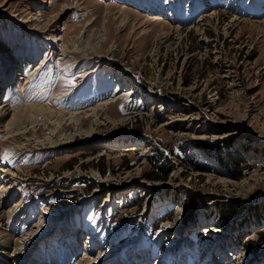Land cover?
Here are the masks:
<instances>
[{
  "label": "rangeland",
  "instance_id": "1",
  "mask_svg": "<svg viewBox=\"0 0 264 264\" xmlns=\"http://www.w3.org/2000/svg\"><path fill=\"white\" fill-rule=\"evenodd\" d=\"M65 40L99 43L70 75ZM14 56L34 73L1 90L11 104L21 90L71 112L110 102L81 129L65 120L77 135L60 145L46 126L0 132V183L22 181L0 194V264L86 249L88 264H264V0H0V81ZM2 234L25 243L4 250Z\"/></svg>",
  "mask_w": 264,
  "mask_h": 264
},
{
  "label": "bare ground",
  "instance_id": "2",
  "mask_svg": "<svg viewBox=\"0 0 264 264\" xmlns=\"http://www.w3.org/2000/svg\"><path fill=\"white\" fill-rule=\"evenodd\" d=\"M124 7H126V5H124ZM124 7L120 8V11L124 10ZM35 14L40 15L41 12L38 11ZM32 17L35 20L34 22H35V28L36 29L30 28L29 31L35 32L34 30H37V28L41 25V20L37 19V18H39L38 16H37V18L35 17V15H33ZM42 21H44V20H42ZM51 28H49V30H51V32H50L51 35L48 36L49 41L52 40V41H58L59 42L60 39L57 35V25L53 23ZM101 33H103V32H101ZM104 39H105V37H104ZM98 45H99V43L97 42V40L96 41L95 40H92V41L91 40H89V41L75 40L71 44V46H72L73 50H75L76 52H71V47L69 46L68 42H66V40H65L61 44L62 53H61V56L59 59L65 58V55H67V56H71V58L74 59L75 62H72V63L68 62L71 64H66L63 67L64 74L70 75L74 71V69L77 68V64L80 65L81 60L83 58L88 59V56H90V52L91 53L94 52L97 49ZM33 47L36 49V51L32 50L30 48V52H28L30 57H27V58H29V59H27V60H29V61H27V64H29V65L33 64L32 61H30V60L33 59L34 54H36L37 52H40L39 48H41L38 45H33ZM90 50H93V51H90ZM12 55L13 54H11V56ZM26 55H28V54H26ZM10 59L6 58V60L3 61L4 63H8L7 64L8 72L5 74L6 75V76H4L5 78H2L3 80L0 81V132H2L3 136H7V137L15 140L16 135H22L24 140L31 141V139H29L27 136L29 129L32 128V129H34V132H37V130L40 126H46L50 130V134H52V136L50 135L48 138L50 140V143L60 145L62 143L61 142L62 136H65L64 140H71V139H74L75 136L77 135V134L64 135L63 123L65 120L69 119L70 121L74 122L75 126H76V130L81 129L82 118L84 116L88 117V115L91 112H93V115L96 119V115L98 114L97 110L101 107L106 106V104H108L110 102L109 100L106 99L104 101H101L100 103H97L94 107L90 106V108L85 109V111L71 112V111H67V110H57L54 107L55 104H53V102L61 99V97H59V96H57V98H53L50 101V103L49 102L48 103H43V102L38 103L37 102L38 100L37 101L28 100V98L30 99L29 94L27 95L25 90H21V91H19L18 98L22 99L23 101L21 100V102H19V103L11 104L10 101L7 100L8 92L5 91L6 95H4L3 92L1 93V90L6 89V87H9V88H7V91L9 90L11 92L12 90H10V88L15 90L14 89L15 87L13 86L14 84L10 83V81L13 80L14 73L16 74V79L19 80L20 78L26 77L25 80H27V82L29 83L32 81V78H33L32 76H33L34 72H27V71H29L28 70L29 67H25V65L22 68V71L14 72L19 67L20 57L14 56L13 58L11 57ZM33 60H35V59H33ZM86 61H89V60H86ZM110 70H111V73L113 75L114 74L113 70L112 69H110ZM119 80H115L116 84H114V87H115L114 97L116 96L118 99L119 98L123 99V98L133 97V95L136 93V91L134 90L135 88L130 87V88L123 90V86H125V85H124V83L120 84L121 81H119ZM110 81H112V79L109 80L108 82H110ZM108 82H106V83H108ZM106 83L96 81V84L99 85L100 88L106 87ZM15 93H18V92L16 91ZM112 101H114V100H112ZM90 115H92V114H90ZM50 124H52L54 127H50ZM92 124L95 125L96 121L93 120ZM56 129H58V131H56ZM92 129H93V126H92ZM92 129H90V131H92ZM90 131H87V132L89 133ZM34 135H35L36 139H39V141H40V142H38L39 144L40 143L44 144L45 141H42V136L46 137V135H47L46 133L44 135H38V134L34 133ZM40 147L42 148L43 146H40ZM18 169L19 168H16V169H14V172H12V174H14L13 175L14 177H15V174H18ZM4 176H5V178H7V180L6 181L4 180L5 182L3 181L0 183V192H1L0 194L7 196V195H9L8 193H11V195H12L14 192H9L10 189L12 191L17 189V188H15V185H16V183L19 184V182L20 183L22 182L20 180L21 178L20 179L14 178L13 176H10V173H8L7 175H4ZM2 199H4V198H2ZM19 203H20L19 200H17L15 202V207H17L19 205ZM44 211H45V209H44ZM9 213H10V211L5 212V211L0 209V228L2 226L6 225L5 219L10 216L11 213L10 214ZM1 233H2V230H0V234ZM3 235L4 234H2L1 236H2V238H4V243H6L5 246L7 247L6 248L5 246H3L4 250L5 249L7 250L11 245L18 248L19 244L24 242L22 240L21 241H19V240L15 241L13 238H10V237L6 238V236L5 235L3 236ZM73 250L76 251L75 249H73ZM84 251H85V253L83 254V258H81L82 261L81 260L78 261L79 264L80 263L82 264L83 262L87 263L89 260L87 258L91 257V255H88V253L86 252V251H88L87 249ZM58 255H59V253H58ZM58 255H50V261H49L50 263L49 264H61L62 259H60ZM85 257H86V259H85ZM6 263H4V264H6ZM39 264H41V263L39 262Z\"/></svg>",
  "mask_w": 264,
  "mask_h": 264
},
{
  "label": "trees",
  "instance_id": "3",
  "mask_svg": "<svg viewBox=\"0 0 264 264\" xmlns=\"http://www.w3.org/2000/svg\"><path fill=\"white\" fill-rule=\"evenodd\" d=\"M244 162H245V161H244ZM239 171H240V168L238 167V172H239ZM239 173H240V172H239ZM239 173H238V175H240ZM154 177H158V176L150 175V178H151V179L154 178Z\"/></svg>",
  "mask_w": 264,
  "mask_h": 264
},
{
  "label": "snow or ice",
  "instance_id": "4",
  "mask_svg": "<svg viewBox=\"0 0 264 264\" xmlns=\"http://www.w3.org/2000/svg\"><path fill=\"white\" fill-rule=\"evenodd\" d=\"M73 83H74V81H73Z\"/></svg>",
  "mask_w": 264,
  "mask_h": 264
}]
</instances>
